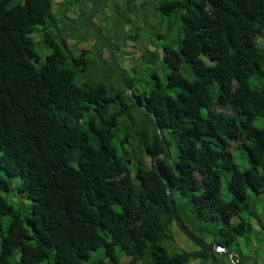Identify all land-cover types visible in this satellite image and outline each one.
Instances as JSON below:
<instances>
[{
    "label": "trees",
    "instance_id": "16d2710c",
    "mask_svg": "<svg viewBox=\"0 0 264 264\" xmlns=\"http://www.w3.org/2000/svg\"><path fill=\"white\" fill-rule=\"evenodd\" d=\"M70 1L83 3L74 39L52 0H0V170L29 201L24 213L8 203L0 176V264H82L100 247L91 264H264V127L254 124L264 118V0H153L177 36L161 57L142 53L151 81L122 69L135 100L96 37L98 50L77 48L94 35L84 19L94 0ZM133 1L107 7L132 22ZM109 17L98 18L114 26ZM107 32L114 53L138 36ZM96 58L108 67L101 80ZM140 105L177 150L172 161L158 157L160 172L152 158L164 145ZM169 193L186 227L232 250L233 261L178 248Z\"/></svg>",
    "mask_w": 264,
    "mask_h": 264
},
{
    "label": "rangeland",
    "instance_id": "374dc122",
    "mask_svg": "<svg viewBox=\"0 0 264 264\" xmlns=\"http://www.w3.org/2000/svg\"><path fill=\"white\" fill-rule=\"evenodd\" d=\"M53 1H54V4H53L54 12L57 13L58 11L62 9L65 11V14H66V18L63 21H60V20L58 21V23H63L65 21L68 25L65 27V30H64L65 37L72 38V39L76 38L78 35H80L79 7L82 10L83 3H79L78 5L76 3L73 4L70 0H53ZM113 1L114 0H105V4H103L101 9H99L98 12L94 15V20L96 21L98 25L102 26L101 30L103 33H106V35L108 34L107 30H109V32H112L113 28L117 30V27H119L122 30H127L131 33H134V32L138 33L136 40L130 39V37L127 38V40L124 43L125 46H121V48L124 51L115 50V55L116 56L119 55L121 57L122 60H118V59L117 60L120 66L122 67V69H125L128 71L130 70L129 72L130 76L140 77L143 80V83L149 82L151 81L150 79L151 77L149 76H150L152 68H148V70L144 73L143 71H141V67L144 66V65L139 66L140 64H144L142 53L146 52L147 50L157 51L161 57L163 44L164 43L171 44L176 39V36H177L176 26L174 25L169 29L168 20L166 18L161 17L159 11L156 8L158 4L156 1L155 3H153L154 2L153 0L147 1L153 4L150 3V5L146 7L145 9L142 8L141 4L142 2L144 3V1L146 0H134L132 2L133 10L127 11L126 13L127 16H130V19L132 22L121 24L117 20L119 18L124 19V17H120L118 14L111 11L109 7H107V6H110L111 2L112 4H114ZM119 1L122 2L123 0H119ZM90 6L91 4L90 5L88 4L87 8ZM51 7H52V2H51ZM88 9L86 10L88 11ZM85 15L86 13L84 14V18H85ZM105 15L114 17V18L113 17L108 18V20L112 22L114 26L110 27V26H107L106 24L102 25L100 23L98 17L105 16ZM71 24H74L73 26H76V28L72 29L73 26ZM81 31L82 33L85 32V27L83 25H82ZM41 39L42 38H40L39 34H37L36 36L34 35L33 40L36 43V52L40 55V59L44 60L46 55L49 53V50L46 49L45 46L44 47L40 46L39 43ZM70 41L71 40L67 39V42L69 44H70ZM256 41L262 48H264V31L261 36L256 38ZM98 42L94 35L92 36L88 35L86 40L81 41L79 45H77L78 46L77 48H80V49L87 48V49L98 50V47H99ZM100 51H101L102 58L107 59L108 58L107 51L105 49L100 50ZM102 58H96V63L98 65L96 66L97 68L94 70L95 75L93 74L95 79L101 80L102 79L101 77L108 74V67L105 65V60H102ZM153 66L157 68L159 72L162 71V70H159V67L161 66L160 61L158 60L155 61L153 63ZM250 84L252 85V81ZM254 124L257 127H264V118H260V117L256 118L254 121ZM169 149H170L169 159L172 161V159L176 155L177 150L175 147H170ZM235 156H236L237 163L240 165V168L247 166V163L242 161L245 159L241 158L240 149H237L235 151ZM147 161H149V159H147ZM0 176L9 180V185H10L9 190L2 192V195L5 197L8 203H10L14 208L18 209L21 213H24L27 209V204L29 203V201L23 196L21 192H19L18 187H19L20 180L18 178L8 177L1 170H0ZM224 185H225V182L222 183V186H223L222 188H224ZM224 191L225 190L223 189L222 194H224ZM173 235H174L176 245L180 249L190 250L191 248L196 246V244H194L193 241L190 238H188V236L178 227V225L175 222L173 224ZM116 254L119 259H121L122 256L124 257L122 259H126L127 257L126 255L121 254V252L118 250ZM102 255H103V248L100 247L99 249L92 251L90 258L87 261L83 262L82 264H91L93 260L99 258Z\"/></svg>",
    "mask_w": 264,
    "mask_h": 264
},
{
    "label": "water",
    "instance_id": "95a60500",
    "mask_svg": "<svg viewBox=\"0 0 264 264\" xmlns=\"http://www.w3.org/2000/svg\"><path fill=\"white\" fill-rule=\"evenodd\" d=\"M104 1L105 0H94L93 1L91 6L89 7L88 11L86 12L85 22L90 27L91 31L93 32V34L95 35V37L97 38L99 43L106 49L109 60L112 64L113 68L116 70V73H117L116 78H117L118 84L122 87V89L124 90V92L126 94L130 95L135 100L133 90L130 89L123 81V70H122V67L120 66V64H119V62L115 56L114 47H113L112 43L108 40L106 35L102 32V30L100 29V27L97 25L96 21L94 20V14L96 13V11L99 9V7L102 5V3ZM140 107L145 112H147L150 116H152L153 122L156 126V129H157V132H158V134H159V136L163 142V145H164L163 152L160 154L154 155L152 158V160H153L152 168L154 170H156L157 172H160L159 165H158V157H162L163 159H167L170 157L169 145L165 141V139L161 133V127L157 123V121L154 117V113L150 112L144 106L140 105ZM168 198H169V201L171 204L172 215H173L175 223L188 236V238H190L193 241L194 244H196L197 246H199L205 250L215 249V250H219V251H224L230 256V259L232 261L234 260L232 257V250H230L227 247H222L221 245H219L217 243L207 242V241L203 240L202 238H200L199 236H197L195 233H193L189 228H187L175 210V207L172 203V198H171L170 193L168 194ZM235 264H238V263L235 261Z\"/></svg>",
    "mask_w": 264,
    "mask_h": 264
},
{
    "label": "flooded vegetation",
    "instance_id": "af4514ba",
    "mask_svg": "<svg viewBox=\"0 0 264 264\" xmlns=\"http://www.w3.org/2000/svg\"><path fill=\"white\" fill-rule=\"evenodd\" d=\"M52 1H53V0H52ZM53 3H54V1H53ZM92 3H93V2H92ZM92 3H91V4H92ZM88 8H89V7H88ZM52 10H53V9H52ZM97 11H98V10H97ZM97 11H96V13H97ZM96 13H95V14H96ZM95 14H94V15H95ZM84 19H85V18H84Z\"/></svg>",
    "mask_w": 264,
    "mask_h": 264
}]
</instances>
